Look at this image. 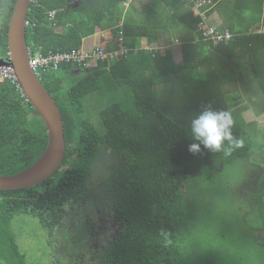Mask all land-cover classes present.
<instances>
[{"label":"trees","instance_id":"obj_1","mask_svg":"<svg viewBox=\"0 0 264 264\" xmlns=\"http://www.w3.org/2000/svg\"><path fill=\"white\" fill-rule=\"evenodd\" d=\"M35 1L29 5L25 30L32 55L79 50L82 40L96 30L111 31L113 40L102 44L106 50L120 46L116 39L120 32L129 54L110 64L80 67L79 73L77 66L65 63L37 70L61 114L66 142L63 164L70 166L55 172L41 196L31 202L0 191L4 196L0 263L27 264L12 231L14 217L28 213L41 220L44 205L62 217L61 209L79 201L86 184L95 180L101 191L111 195L114 219L122 225L101 264H264V246L258 255L241 254L247 247L234 246L232 238L220 239L223 231H229L205 218L208 204L220 199L223 191H233L222 186L224 172L241 169L240 223L251 218L254 231L264 235V128L247 129L231 111L232 136L243 145L230 154L206 149L191 134L196 116L215 111V104L220 111H226L221 104L238 105L239 88L244 85L249 90L248 83L264 112V32L260 31L264 0H223L221 5L230 14L224 28L231 38L218 44L201 39V18L193 15L187 0H76L72 6L68 0ZM5 2L9 17L14 0ZM137 8H142L144 21L134 17ZM51 11L53 19L48 18ZM150 12L158 18L154 27L145 15ZM1 19L0 14L2 23ZM7 26V22L0 26V58L7 53ZM175 29L197 38L182 46L180 63L168 51L161 54L158 48L151 57L135 45V39L146 37L152 42L151 37ZM193 143L200 144L196 153L190 151ZM46 144L44 123L17 83L0 81V175L30 166ZM224 147H229L227 141ZM100 153L110 163L105 172L93 165ZM196 160L200 168L193 166ZM32 190L36 188L25 191ZM210 224L216 232L221 230L219 239L198 240L196 226L202 235ZM251 247L254 250V244Z\"/></svg>","mask_w":264,"mask_h":264},{"label":"rangeland","instance_id":"obj_2","mask_svg":"<svg viewBox=\"0 0 264 264\" xmlns=\"http://www.w3.org/2000/svg\"><path fill=\"white\" fill-rule=\"evenodd\" d=\"M220 20L221 17L219 15L215 16L212 21L213 26L216 25V27L218 26L221 28V23L219 25ZM247 88L249 90H246L244 85L239 88L238 93L241 94L242 100L238 105L231 103H224L221 105L226 108L227 112L234 111L236 115H239L247 125V129L252 128L257 130L264 128V112H261L262 109L258 104L257 96L255 94L256 91L249 85V83L247 84ZM201 98L207 99L208 96H202ZM214 109L216 112H219V105L215 104ZM100 155H102V153L95 156L93 165L103 168L105 164L103 157ZM199 163L200 162L196 160L193 162V166L199 167ZM242 179L243 172L241 169H227L224 172L223 180L225 185L222 186L224 188L231 187L233 191H223V195H221L220 199L217 198L215 203L208 204V214L205 218L209 222L213 220L212 222H215V225H219L218 222L221 223L220 226H222L223 229L228 230L231 234L223 231L220 239L232 238L234 246L238 245V247H244L245 245L247 248L242 251L241 254L258 255L261 253L264 246V235H259L254 231L253 226L255 221L251 220V218L247 223L242 221L240 223L241 215H243L244 212L238 213L239 200L237 198L239 192L237 187ZM243 211H245V207H243ZM235 218L236 221L234 222ZM211 225L212 224L206 226L208 229L202 235H200L199 227L196 226L195 230L197 231L196 236L198 240H204L203 242H214V239L218 238L216 235L219 234L221 230L216 232L214 226ZM44 228H46V226H44ZM44 228L40 226L36 218L23 214L14 217L12 221V231L16 237L19 249L21 253L24 254L26 261L30 264H51L49 260L51 250L54 246H56V249H59L60 246L62 247L61 239L60 241H56L54 237H48ZM252 244L255 246L254 250L251 247Z\"/></svg>","mask_w":264,"mask_h":264},{"label":"flooded vegetation","instance_id":"obj_3","mask_svg":"<svg viewBox=\"0 0 264 264\" xmlns=\"http://www.w3.org/2000/svg\"><path fill=\"white\" fill-rule=\"evenodd\" d=\"M5 1L0 0L2 23H8L15 3L14 0L12 11L8 17L6 15ZM68 1L71 6L76 3V0ZM2 23L0 22V26ZM65 156L66 150L59 170L70 166L69 163L63 164ZM74 157V155H71L70 158ZM104 164L103 168L100 167L102 171L104 170L103 172L106 171L110 163L104 162ZM97 168L99 169V167ZM103 172H98V174ZM52 177L54 175L40 185L35 186L36 190L25 191L26 189H20L9 191L12 192L11 197H16L20 200L27 199V202H31L32 199L36 200L44 192L43 189L50 183L48 180ZM35 194H37L36 197ZM108 194L101 191L99 186H96L95 180H91L90 183L86 184L85 194L79 201H71L61 209L64 212L62 217L55 215L49 210L47 205H44L46 208L45 212L41 213V220L27 213V216L36 218L42 228L47 224L50 225V227L44 228L48 237H54L56 241L61 239L62 247L60 246L59 249H56V246H54L51 250L49 256L51 264H101V256H103L118 230L122 227L114 219L116 213L112 208L111 202L108 201L111 196ZM1 198H4V196H0ZM27 264L30 263L27 262Z\"/></svg>","mask_w":264,"mask_h":264},{"label":"water","instance_id":"obj_4","mask_svg":"<svg viewBox=\"0 0 264 264\" xmlns=\"http://www.w3.org/2000/svg\"><path fill=\"white\" fill-rule=\"evenodd\" d=\"M28 9L29 0H15L6 34L10 57L5 62L0 61V64H9L14 69L20 91L44 123L47 144L41 156L27 168L15 174L0 175V191L3 192L40 185L59 170L66 150L63 122L58 107L28 66L24 25ZM76 72L79 73L80 70Z\"/></svg>","mask_w":264,"mask_h":264},{"label":"built area","instance_id":"obj_5","mask_svg":"<svg viewBox=\"0 0 264 264\" xmlns=\"http://www.w3.org/2000/svg\"><path fill=\"white\" fill-rule=\"evenodd\" d=\"M187 1L192 3L191 11L193 15L201 18L198 31L200 32L202 40L218 44L220 42H226L231 38V34L227 30H219L217 27L209 26L206 23V13L214 7V3L211 0ZM29 3L37 4L35 0H29ZM53 16L54 11L48 13L49 19H53ZM27 24L28 21H25V25ZM117 40L120 43V46L113 50H106L102 44H99L91 49L80 47L79 50H71L69 52H49L46 56L36 53L29 57V68L36 73L40 68H46L49 65L56 67L58 64L62 63L82 68H87L89 64L96 65L99 62L110 64L127 57L129 54V49L122 44L123 38L120 32ZM3 80H10L12 83L17 81L14 70L9 65H0V81Z\"/></svg>","mask_w":264,"mask_h":264},{"label":"crops","instance_id":"obj_6","mask_svg":"<svg viewBox=\"0 0 264 264\" xmlns=\"http://www.w3.org/2000/svg\"><path fill=\"white\" fill-rule=\"evenodd\" d=\"M222 2L223 0L220 1L219 3L214 4L213 10L210 12L209 16L206 17V23L209 26H213V22H212L213 18L219 15L221 17V20L219 21V25L221 23V28L226 30L224 27H226L227 22L228 23L230 22V20L228 19L230 14L228 12L229 11L228 8L226 9L224 5H221ZM128 5H129V1L126 4H124L125 7H127ZM132 13L137 20L142 19L144 21V16L142 15L143 14L142 8H137ZM152 13L154 12H150L149 14L145 13V15H147L152 20V23L150 25L154 27L153 21H157L158 18L155 17L154 14ZM214 26L216 27V25ZM262 26H264V24H261L260 27ZM217 28L221 29L218 26ZM180 32L182 34H180ZM184 32L182 29L180 30L175 29L174 31H167L166 35H162L160 37L159 36L154 37V39L153 37H151L152 42H148L146 37H141V38L135 39V45L138 46L137 48H141L143 50H147L149 53H152L151 57H153L152 51H155L158 48L160 49L161 54L162 52L168 51L170 52L173 58V61L175 63H180L182 60V46L197 42L195 41L196 40L195 37H193L189 32L187 31H184ZM112 40H113V37H112L110 30H103V31L96 30V32L93 35L87 38H84L82 40L81 47L86 48V49H91V48L98 46L99 44H108L109 41H112ZM163 41H165L166 43H163ZM203 68H205V66H203Z\"/></svg>","mask_w":264,"mask_h":264},{"label":"clouds","instance_id":"obj_7","mask_svg":"<svg viewBox=\"0 0 264 264\" xmlns=\"http://www.w3.org/2000/svg\"><path fill=\"white\" fill-rule=\"evenodd\" d=\"M25 21H27V17ZM24 25H25V22H24ZM26 26L27 25H25V28ZM260 31L264 32L263 27ZM6 33H7V30H6ZM195 39L197 40L196 37ZM27 48H28V62H29V57L32 54H31L30 48L29 47ZM9 57H10V54L7 51L6 56L3 58H0V61L5 62L6 60L9 59ZM0 65H9V64L3 63ZM79 68L80 67H77L75 69L78 70ZM35 74L37 76V72ZM17 88H19V85ZM232 125H233V119H232L230 112H227V111L216 112V111L206 110L200 113L198 116H196L191 121V134H192L193 139L196 141H199L200 144H203L206 149L212 152H219L223 150L225 151L226 154H230L232 149L242 147L243 145V142L241 140L235 139L232 136V133H231ZM225 141H227L229 144L228 148L224 147ZM200 144L193 143L192 145H190V151L193 153L198 152L200 150Z\"/></svg>","mask_w":264,"mask_h":264}]
</instances>
